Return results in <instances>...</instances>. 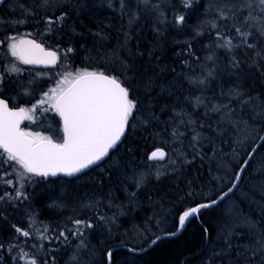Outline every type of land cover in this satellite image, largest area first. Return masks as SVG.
I'll list each match as a JSON object with an SVG mask.
<instances>
[{"label":"trees","instance_id":"16d2710c","mask_svg":"<svg viewBox=\"0 0 264 264\" xmlns=\"http://www.w3.org/2000/svg\"><path fill=\"white\" fill-rule=\"evenodd\" d=\"M52 2L57 6L49 15L68 13L63 25L45 34L44 13L37 11L36 16L28 17L30 23L25 27L31 36L51 48L58 47L61 53L73 48L68 60L74 67L120 78L138 109L130 118L122 143L100 165L71 179L28 174L30 179L22 188L26 198L5 197L0 201V264H28L32 258L38 264H70V254L80 243V238L70 233L75 219L94 224L86 230L89 245L80 256L93 257L87 264H107V251L112 248L111 264H260L259 255L253 257L244 249L255 243L253 234L264 233V195L254 190L264 182V171L254 170L258 163L264 169V141L257 146L258 139L246 151L239 141L240 123L246 121L248 126L262 124L264 136V119L259 121L255 110L241 103L244 96L254 103L259 102L258 95L264 99V37L253 30L248 43L255 44V49L241 45L239 38L233 44L241 46L221 47L224 41L217 37V31L235 37L233 24L240 26L247 9L236 13L238 19H220L218 9L238 0H192L188 8L181 7V0H152L158 6L153 11L138 5L137 0H126L127 11L121 9L120 0ZM10 3L14 5L7 11ZM31 3L7 0L0 8V17L5 21L20 19L22 9L14 7ZM133 14L137 18L129 23ZM179 15L185 16L182 25L174 23ZM149 81L150 89L145 87ZM236 92L241 95L236 96ZM214 106L220 111H214ZM158 147L169 151L167 162L175 167L157 178V162L148 156ZM254 147L257 151L239 187L226 197L236 196L233 212L223 207L225 198L202 209L180 233L164 237L144 251L131 250L143 249L159 235L175 232L178 213L208 201L209 195L215 199L221 188L226 190L221 181L239 170L238 165ZM262 152V161H258ZM13 164L16 162L0 163V196L6 192L15 196L16 175H3L12 171ZM141 173L145 182L137 188L135 178ZM8 179L14 183L5 185L3 181ZM242 190L247 196L241 195ZM146 201L155 205L150 208L149 219L161 220L163 227L157 235L138 243L129 235L145 232ZM89 202L91 206L85 207ZM113 206L119 208L114 210ZM113 212L120 224L105 226L101 217L110 218ZM245 219L255 222L254 233L241 223ZM233 226L229 248L225 237ZM45 227L49 239L39 236ZM17 229L30 230L33 235L24 237ZM61 231L67 239H56Z\"/></svg>","mask_w":264,"mask_h":264},{"label":"snow or ice","instance_id":"6c2138e0","mask_svg":"<svg viewBox=\"0 0 264 264\" xmlns=\"http://www.w3.org/2000/svg\"><path fill=\"white\" fill-rule=\"evenodd\" d=\"M3 3L4 0H0V4ZM137 4L143 5L148 11L156 10L158 7L152 3V0H137ZM191 5L192 0H181V7L188 8ZM56 6L52 0H32V3L28 6L17 4V7L22 9V18L5 21L0 17V49H2L0 51V89L3 88L5 77L15 76L20 87L19 94L30 98V107H9L7 100L0 99V149L3 150L0 152V157H3L0 163L8 164L12 161L20 166L18 168L16 164H13L11 172L3 173L4 176L15 174V183L18 187L15 189L14 197L6 192L3 196H0V201L4 200L5 197L17 200L26 198L22 188L24 181L30 179L28 174L47 177L63 173L72 177L101 162L109 156L110 150L114 149L121 140L126 127L129 125L130 118L133 117L134 110L138 109L137 101L130 99V89L124 86L121 79L107 75L103 71L79 70L75 73H68L56 83V86L43 93H35V90H30L29 87L34 83L36 77L43 75L42 73H36L33 80L27 81V84L19 79L21 73L32 71L22 68L20 65L56 66L58 62L67 60L69 53L74 52L71 47L64 49L62 54L58 47L57 50L46 49L36 39L28 38L32 33L21 34L18 31V26L29 24L28 17L36 16L37 11L44 13L41 19L45 26V34L61 28L68 13L61 12L56 16L49 15L48 12ZM120 7L123 11H127L129 5L126 0H120ZM242 9H247L248 14L242 17L240 26L233 24L235 37L225 36L217 31V37L224 41L219 46L230 49L243 45L255 49V44L248 43L249 37L254 36L253 30H255V34L264 37V0H238L235 4L225 5L218 9L219 18L238 19L236 13ZM163 15V13L159 14L160 17H163ZM136 18L133 14L129 23H132ZM184 19V15H179L175 18L174 23L182 25ZM212 27L216 28L217 25L213 23ZM36 34L39 35L38 32ZM236 38L240 39L241 45L233 44V40ZM257 55H261V53L258 52ZM13 57L14 60L11 59ZM208 59H211V57H208ZM233 63L238 64L235 58H233ZM122 67L126 68L127 65L122 64ZM145 87L150 89L151 81ZM0 95H2V92H0ZM36 95H39L40 98L35 99ZM235 95L239 97L241 93L236 92ZM9 99L15 103V97L10 96ZM31 99H35V103H31ZM251 100L252 98L249 97L242 100L241 103L249 104ZM222 107L229 112L232 111L227 105ZM213 110L220 111V107L214 106ZM48 112H55L59 116L60 122H62V128L50 129L61 142H57L52 136L28 131L21 127L25 120L35 122L38 115L45 116ZM176 134L174 131L173 135ZM197 138L198 134L193 137V140ZM259 139L264 141V136ZM256 151L257 148L254 147L247 153L248 158L238 165L239 170L233 173V178L226 185V190L221 188L219 192L214 194L215 199H212L209 195L207 197L209 202L198 203L195 207H190L178 213L176 231H180L190 217L195 216L202 209L223 202L226 197L233 193L239 187V182ZM165 156L166 153L163 149L156 148L148 156V159L150 161L163 160ZM257 171H264V169L258 168ZM158 176L159 173H157V178ZM145 178L144 173L136 177L135 187H142ZM3 182L5 185L14 183L11 179ZM254 190L264 195V182H261L258 187L254 186ZM132 195H135V193ZM89 206H91V202L85 205V207ZM101 219L104 218L101 217ZM71 222L73 224V229L70 230L71 235L80 238L78 250L86 249L87 244L83 239L84 232L86 229L93 228L94 225L89 221L80 219ZM241 223L250 233H254L255 222L245 219ZM16 231L18 233L22 232L24 237L33 235L30 230L17 229ZM234 231L235 226L229 232V236L225 237L229 248L232 247L229 237L234 234ZM47 232L48 228L45 227L43 232L39 234L40 238L49 239L45 235ZM170 234L175 235V233ZM61 237L67 239L64 231H61L56 239ZM251 238L254 239L255 243L246 245L244 253L253 257L259 255L260 264H264V233L253 234ZM159 239V236L156 237V240ZM78 250L70 258V264H75L78 261ZM24 255H27V253H24ZM111 257L112 250H108L109 264ZM28 264H38V261L32 258Z\"/></svg>","mask_w":264,"mask_h":264},{"label":"rangeland","instance_id":"374dc122","mask_svg":"<svg viewBox=\"0 0 264 264\" xmlns=\"http://www.w3.org/2000/svg\"><path fill=\"white\" fill-rule=\"evenodd\" d=\"M9 5L11 6H8L6 8L7 11H9L10 9L12 10V6L14 5L13 3H10ZM17 7V6H16ZM14 7V9H20L19 7L16 8ZM13 9V10H14ZM10 20H15V19H10ZM9 20V21H10ZM27 25H20L18 26V31L21 33V34H28L29 32L27 31V28H25ZM263 48H264V45H263ZM264 56V54H262ZM260 56V55H258ZM11 59H15L14 57L11 58ZM65 70L67 71L66 75L68 73H75L79 70H88V69H83V68H77V70L75 71V69H73V67L69 64L68 62V59L67 60H64V64H63V67H61L59 70ZM43 75L41 76H38L39 78H41L42 76H47L46 73H42ZM59 74V73H58ZM35 75H32L30 76L31 77V80H33ZM36 77V78H38ZM35 78V79H36ZM21 79L25 84L27 82H25L23 80V78H19ZM33 86V84H31L29 87ZM56 86V85H55ZM54 87V86H52ZM243 99H248V97L244 96ZM256 100H258L259 102L255 101L256 103L252 102L254 100H251V103H249V105L251 106L252 110H255V114L256 116H258V120H262V118L264 119V99H263V96L261 95H258L256 97ZM261 104V105H260ZM260 107V109H259ZM258 108V110H257ZM51 113V114H49ZM240 133H241V141H239V143L241 144V147L243 148V151L247 150L251 143L253 142H257V140L260 138V136L262 135V124H259L258 122L256 124H252L250 126L247 125V121L246 122H242L240 123ZM39 125V126H38ZM28 131H32V132H40L42 133L43 135H49V136H52L53 138L57 136L50 130V129H56V128H61V124L59 122V119H58V116L56 114H52V112H48V114H46L44 117L42 118H37V120L35 122H32L29 127H28ZM254 143V144H255ZM219 157V156H218ZM216 157L217 159L223 161V158H218ZM262 158H263V152L261 153V155L258 156V161H262ZM259 164V163H258ZM256 164V168L254 167V170H257L259 168V165ZM175 166H173V164L169 163V162H157V165H156V168L154 169L157 173L160 174H163V172L165 171H169L170 169L173 170ZM235 173V172H234ZM233 178V175L231 174L230 176H227L225 179H223L221 181V186H225V185H228L230 180ZM24 191V189L22 190ZM142 193V191H141ZM241 195L242 196H247V192L245 190H242L241 191ZM250 196V195H249ZM236 196L233 195L232 197H229V198H226V200L224 201V206L225 208H228L229 212H233V208L231 207V205L233 204V201H234V198ZM148 203H145V206H147V208L145 207L144 208V211H143V214L145 216V218H147V223H146V230L145 232L141 233V235H138V236H133V235H129L133 241H136V242H143L144 240H147L149 237H153L155 235H157L161 230V220H158L156 219L155 217L151 216L150 219H149V212L150 210L153 208H155L153 205V202H150V201H146ZM150 206V207H148ZM115 208H119L118 206H113V209L115 210ZM151 208V209H150ZM136 209H140L139 207H136ZM125 213H122L121 216H120V219L123 217ZM112 219V221H109V219ZM108 217V215H105L104 216V222H100V224H104L105 226L107 225H115V226H118L117 224H120L118 223L117 221L119 220L118 218H115V213L113 212L112 214V217ZM118 219V220H117ZM76 220V219H75ZM243 221V220H241ZM110 222V224H108ZM94 225V224H93ZM108 229H110L108 227ZM87 230V229H86ZM84 232V241L87 245H89V239H90V234H88V231ZM112 231H113V228H112ZM114 232V231H113ZM123 233H125V237L127 236V233L124 231ZM114 234V233H113ZM112 234V235H113ZM129 237V238H130ZM134 237H137L136 239ZM80 244V243H79ZM78 244V245H79ZM78 245L76 246V250H73L72 253L70 254V258L74 255V253L77 252L78 250ZM86 249H80L78 250V261L75 262V264H87L89 261H91L93 259L92 256H89V258H85L84 256L83 257H80L82 255V253L85 251Z\"/></svg>","mask_w":264,"mask_h":264},{"label":"flooded vegetation","instance_id":"af4514ba","mask_svg":"<svg viewBox=\"0 0 264 264\" xmlns=\"http://www.w3.org/2000/svg\"><path fill=\"white\" fill-rule=\"evenodd\" d=\"M35 39H37V38H35ZM38 41H40V40H38ZM40 42H42V41H40ZM44 45L47 49L50 48V49L56 50L54 48L47 46L46 44H44ZM0 50H2V49H0ZM68 62L73 67V69H75V71H76L78 67H74L73 64L69 60H68ZM17 63H19V62H17ZM63 64H64V60H62V62H58V65H56L55 67H47V68H39V67L31 66V65H20L22 68L30 69L32 71L31 72L25 71V72L21 73L19 78H23V80L25 82H27V81L31 80L30 76L35 75L36 73H46L47 76H42L41 78H39V77L36 78L34 83H32L33 86L30 87V90H35V93H43L44 91H47L52 86H55L56 83L66 75L67 71H65L64 69L61 71L59 70L61 67H63ZM16 80H17V78L15 76L5 77L3 88L0 89V92H2V95H0V96L5 98L6 100H8L11 107H14V106L30 107V98L22 96L19 94L20 87L17 84ZM10 96L15 97V103L13 102V100L9 99ZM39 98H40L39 95L35 96V99H39ZM35 99H31V103H35ZM46 114H48V113H46ZM49 114H51V113H49ZM52 114H56V113L52 112ZM42 117H44V116L38 115L37 118H42ZM58 119L60 122L59 116H58ZM31 123L32 122L26 120V123H25L23 128L25 130H28L29 129L28 127ZM60 124H61V128H62V122H60ZM53 139L61 142L56 137H54Z\"/></svg>","mask_w":264,"mask_h":264},{"label":"water","instance_id":"95a60500","mask_svg":"<svg viewBox=\"0 0 264 264\" xmlns=\"http://www.w3.org/2000/svg\"><path fill=\"white\" fill-rule=\"evenodd\" d=\"M6 1L7 0H4V3L3 4H0V8L6 3ZM28 38H34V37H32V36H29ZM35 39V38H34ZM37 40V39H36ZM37 42L38 43H42V42H40V41H38L37 40ZM43 44V43H42ZM44 45V44H43ZM44 47H45V45H44ZM46 48V47H45ZM47 49V48H46ZM50 50H53V49H50ZM31 66H34V67H39V68H47V67H55V66H53V65H31ZM105 74H107V73H105ZM107 75H110V74H107ZM124 86H126L125 84H124ZM0 99H5V98H3V97H1L0 96ZM130 99H131V96H130ZM6 100V99H5ZM8 101V100H7ZM9 103V102H8ZM9 107H11L10 106V103H9ZM25 123H26V120L21 124V127L23 128L24 127V125H25ZM127 128H128V126L126 127V130H125V132H124V134H123V136L121 137V140L118 142V144L114 147V149H112V150H110V154H109V156L112 154V152L114 151V150H116L117 148H118V146L122 143V141H123V139H124V137H125V135H126V133H127ZM57 142H59V141H57ZM261 143V141H259V143L257 144V146L259 145ZM158 148H161V149H163L164 151H165V153H166V156H165V158L163 159V160H156V161H154V162H166L168 159H169V151L166 149V148H164V147H158ZM155 150V149H154ZM153 150V151H154ZM151 154V153H150ZM108 156V157H109ZM108 157H106L104 160H102L101 162H98L96 165H93V166H90L88 169H86V170H84L82 173H79V174H76L75 176H72V177H69V176H66L65 174H63V173H58L56 176H51V175H49V176H47V177H44V176H39V177H43V178H47V179H57V178H68V179H71V178H74V177H77V176H79V175H81V174H83V173H85V172H87V171H89V170H91L92 168H94V167H96V166H98V165H100L102 162H104ZM36 176H38V175H36ZM240 183V182H239ZM207 202H209V201H203V202H200V203H207ZM197 205V204H196ZM196 205H194V206H192V207H195ZM199 214V213H198ZM198 214H196V215H198ZM195 215V216H196ZM194 217V216H193ZM192 217H190L187 221H186V223H185V226L180 230V231H175V232H166V233H163V234H161V235H159V237H160V239H162V238H164V237H167V236H172L170 233H175V234H178V233H180L181 231H183L184 230V228L187 226V224H188V222H189V220L191 219ZM159 239V240H160ZM155 240H156V238H155ZM159 240H156V242L157 241H159ZM155 242V243H156ZM155 243H151L152 245L153 244H155ZM150 244V245H151ZM131 249V248H130ZM131 250H133V251H144V250H136V249H134V248H132ZM109 264V263H108ZM110 264H111V262H110Z\"/></svg>","mask_w":264,"mask_h":264},{"label":"bare ground","instance_id":"6f19581e","mask_svg":"<svg viewBox=\"0 0 264 264\" xmlns=\"http://www.w3.org/2000/svg\"><path fill=\"white\" fill-rule=\"evenodd\" d=\"M152 246V244L150 245H148V246H146L145 248H143V249H139V250H146V249H148L149 247H151ZM112 251H113V248L111 249ZM108 263H109V261H108ZM107 263V264H108ZM111 263H112V257H111Z\"/></svg>","mask_w":264,"mask_h":264}]
</instances>
